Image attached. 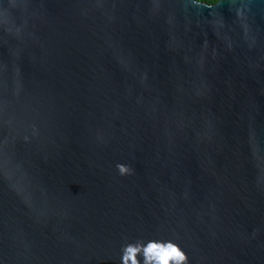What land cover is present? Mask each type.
<instances>
[{"label": "water", "instance_id": "obj_1", "mask_svg": "<svg viewBox=\"0 0 264 264\" xmlns=\"http://www.w3.org/2000/svg\"><path fill=\"white\" fill-rule=\"evenodd\" d=\"M0 264H264V0H0Z\"/></svg>", "mask_w": 264, "mask_h": 264}, {"label": "trees", "instance_id": "obj_2", "mask_svg": "<svg viewBox=\"0 0 264 264\" xmlns=\"http://www.w3.org/2000/svg\"><path fill=\"white\" fill-rule=\"evenodd\" d=\"M197 1H199L201 3H205L207 5H212V4L217 3L219 0H197Z\"/></svg>", "mask_w": 264, "mask_h": 264}]
</instances>
